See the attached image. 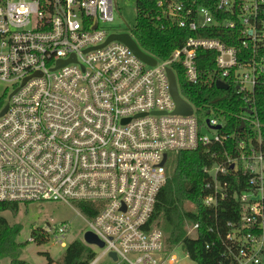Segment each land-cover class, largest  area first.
Segmentation results:
<instances>
[{
    "label": "built area",
    "instance_id": "built-area-1",
    "mask_svg": "<svg viewBox=\"0 0 264 264\" xmlns=\"http://www.w3.org/2000/svg\"><path fill=\"white\" fill-rule=\"evenodd\" d=\"M187 1L159 0L158 6L171 25L195 32L214 25L237 29L239 44L191 36L166 59L150 54L157 60L151 65L123 41H108L121 33L106 27L116 0H0V81L12 94L0 114V222L11 203L85 202L94 212L81 208L91 218L89 230L104 242L83 240L100 249L88 264L194 262L181 245L171 248L151 219L174 155L206 147L217 156V144L228 152L224 115L212 107L215 115L201 121L208 109L183 95L173 66L196 84L202 76L198 52L210 50L215 81L244 95L248 111L240 117L250 129L235 156L205 168L213 181L204 203L217 206L234 194L240 217L222 236L228 264H264V133L255 106L256 87L264 81V0ZM168 67L191 115L174 113ZM229 170L247 177L244 188L231 189L221 179ZM198 227L190 226L188 235L196 236ZM68 230L66 223L43 229L62 246Z\"/></svg>",
    "mask_w": 264,
    "mask_h": 264
},
{
    "label": "trees",
    "instance_id": "trees-1",
    "mask_svg": "<svg viewBox=\"0 0 264 264\" xmlns=\"http://www.w3.org/2000/svg\"><path fill=\"white\" fill-rule=\"evenodd\" d=\"M159 0H136L137 21L131 32L138 41L140 47L147 53L166 59L173 51L181 47L185 41L196 35L214 36L224 40L230 45H238L237 29L224 26H211L198 32L186 27L171 25L162 16V10L158 6ZM202 3V0H199ZM189 3V0L187 1ZM161 16V18H159ZM226 16V15H225ZM216 53L210 50L198 52V66L201 71V80L198 83H190L184 69L177 63L173 66L177 71L181 92L195 105L210 110L214 107L224 115L226 123L223 133L230 136L225 141L227 153L220 145H214L217 156L207 152L206 147L196 150L181 151L173 156V167L168 170V178L160 190L152 223L159 225L166 233L168 245L172 248L181 245L189 251L190 257L198 264H228L224 253H228L227 245L222 237L225 235L228 222H238L240 217V202L230 194L227 198L220 199L217 206H209L204 203L205 197L212 192L209 184L213 181L211 173L205 170L226 161L227 155H236L238 142L250 129L246 120L240 115L248 111L244 95L237 92L231 85L228 89L218 88L213 76ZM261 80H264L262 77ZM256 103L259 118L263 124L264 133V81L256 87ZM0 105L4 101L0 99ZM242 122L246 124L242 127ZM237 171L229 170L222 180L231 183V189H242L246 186L247 177L241 174L235 177ZM239 181V182H238ZM233 184V186H232ZM186 203H191L193 209H187ZM19 203L7 204L5 208L18 211ZM79 206L85 211L91 212L88 203L80 202ZM199 223L196 236L188 235L190 226ZM44 228L33 230L31 241L38 244L47 241ZM20 226H12L4 217L0 222V260L4 256H11L10 264H32L19 258V250L23 244L16 242ZM95 255L89 245L83 240L75 239L66 246L65 252L56 262L49 254L47 261L41 264H88ZM1 264V263H0Z\"/></svg>",
    "mask_w": 264,
    "mask_h": 264
},
{
    "label": "rangeland",
    "instance_id": "rangeland-1",
    "mask_svg": "<svg viewBox=\"0 0 264 264\" xmlns=\"http://www.w3.org/2000/svg\"><path fill=\"white\" fill-rule=\"evenodd\" d=\"M116 1L114 20L108 22L106 27L110 32H131L137 21L136 0ZM10 92L11 86L7 82L0 81V99L4 101V104L7 103ZM2 106L0 105V110ZM197 114L199 113L197 112ZM214 115L213 111L209 112V110H205L202 112L201 121L206 122L207 117ZM171 166L173 167V162ZM185 206L187 209H193L191 203H186ZM3 217L8 220L10 225L20 226L21 230L16 236V242L23 244L19 250V258L32 264L45 263L47 261V254L57 262L66 249V246H62L59 242H56L54 233L44 243L38 244L31 241L30 236L34 229L40 227L45 229L46 227H53L54 229L57 225L66 223L69 226V230L63 235L64 238L62 239L68 245L75 239L84 240L85 233L90 229L88 220H91L82 211L79 202L70 201V204H68L62 200L19 203L17 212H13L8 208V210L3 212ZM89 247L94 251L100 252V249L95 245H89ZM11 260V256H4L1 258L0 263L10 264ZM105 260L109 261L108 258H105ZM182 263L196 264L186 258ZM117 264L119 263L117 262Z\"/></svg>",
    "mask_w": 264,
    "mask_h": 264
},
{
    "label": "water",
    "instance_id": "water-1",
    "mask_svg": "<svg viewBox=\"0 0 264 264\" xmlns=\"http://www.w3.org/2000/svg\"><path fill=\"white\" fill-rule=\"evenodd\" d=\"M112 39H118V40H121L124 43H126L134 51V53H136V55H138V57H140L142 60H144L148 64H151V65L156 64V61H157L156 58L151 56L147 52H145L139 46V44L135 41V39L132 37V35L129 32H121V33H117V34H112L109 37L108 41H110ZM73 59H75V56H73ZM67 61L68 60H65L63 62L60 61L59 65H62V63H66ZM167 72H168V76H169V80H170L171 94H172L173 99L175 101L174 113L183 114V115H191L193 112V107L185 98H183L181 96V94L179 92L175 73L173 72L172 68H170V67L167 68ZM216 85L218 88H222V89H228L229 88V84L223 80H217ZM11 95L12 94H10L9 97H11ZM7 108H8V102L5 104V106L2 109L0 114L2 115L3 113H5ZM244 125H245V123L242 122V127ZM216 127H220V126H216ZM202 132L207 133L210 137H212V134L207 130V128L203 127ZM165 159H166V156L164 157V161H165ZM231 167H233V164L231 165ZM84 240L90 244H97L100 247L104 246V242L102 240H100L99 237L94 232H92L90 230H88L85 233ZM110 255L114 259H117V255L115 252H111Z\"/></svg>",
    "mask_w": 264,
    "mask_h": 264
}]
</instances>
